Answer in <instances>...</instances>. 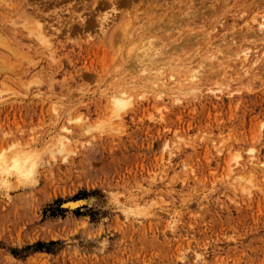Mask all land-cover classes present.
Returning a JSON list of instances; mask_svg holds the SVG:
<instances>
[{"label":"rangeland","instance_id":"374dc122","mask_svg":"<svg viewBox=\"0 0 264 264\" xmlns=\"http://www.w3.org/2000/svg\"><path fill=\"white\" fill-rule=\"evenodd\" d=\"M261 25L264 0H0V264H264Z\"/></svg>","mask_w":264,"mask_h":264},{"label":"bare ground","instance_id":"6f19581e","mask_svg":"<svg viewBox=\"0 0 264 264\" xmlns=\"http://www.w3.org/2000/svg\"><path fill=\"white\" fill-rule=\"evenodd\" d=\"M260 28L262 29L261 31H263V34H264V25H261ZM41 30H42V29H41ZM258 30H259V29H258ZM261 31H260V32H261ZM43 33H44V32H43ZM50 35H51V34H50ZM46 36H47V35H46ZM46 36H45V37H46ZM152 63H153V61H152ZM193 77H194V76H193ZM190 79H191V78H190ZM119 102H120V101H119ZM121 104H122V103H121Z\"/></svg>","mask_w":264,"mask_h":264}]
</instances>
